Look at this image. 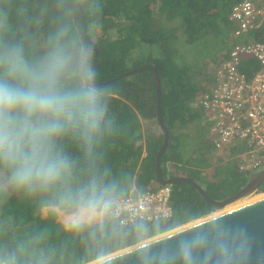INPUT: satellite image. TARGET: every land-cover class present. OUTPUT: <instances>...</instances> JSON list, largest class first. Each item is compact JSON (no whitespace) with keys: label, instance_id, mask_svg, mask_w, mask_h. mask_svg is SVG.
Segmentation results:
<instances>
[{"label":"trees","instance_id":"trees-1","mask_svg":"<svg viewBox=\"0 0 264 264\" xmlns=\"http://www.w3.org/2000/svg\"><path fill=\"white\" fill-rule=\"evenodd\" d=\"M236 1L0 0V40L5 45H22L25 55L34 58L43 54L49 36L59 28L70 32L78 29L86 41L87 35L94 43L96 72L102 83L128 69L151 64L159 74L162 116L169 132L168 146L161 155L163 175L191 178L209 197L218 200L237 192L251 174L238 171L233 163L214 159L206 137L200 149L204 163L183 154L185 138L208 135L196 100L205 82H209L210 73L206 66L192 69L183 63L176 42L179 31L190 43L214 36L227 50L231 43L228 15ZM80 9L85 15V31ZM223 57L221 53L218 59ZM107 84L115 94L111 101V131L94 146L91 156H85L70 139L64 141L63 147L75 163L73 184H82L94 174L103 176L106 184L114 186L116 198L132 189L142 191L158 185L155 155L163 133L156 116L152 70L134 72ZM211 167L212 178L201 175V168ZM258 189L264 191V181ZM55 202L52 194L29 195L11 187L0 189V248L11 250L19 243L31 242L30 247L38 254L42 252L47 264H84L216 208L193 186L174 184L173 215L169 220L120 225L114 219L105 222L108 231L94 224L76 233L58 219V210L66 214L65 209L48 206ZM40 206L47 207L44 214ZM141 224L147 228L143 237L138 228Z\"/></svg>","mask_w":264,"mask_h":264},{"label":"clouds","instance_id":"clouds-1","mask_svg":"<svg viewBox=\"0 0 264 264\" xmlns=\"http://www.w3.org/2000/svg\"><path fill=\"white\" fill-rule=\"evenodd\" d=\"M94 43L79 30L53 32L39 57L22 45L0 40V189L29 195L52 194L53 210L65 209L64 225L76 233L116 217L114 186L92 175L73 184L74 161L65 151L70 139L85 156L111 131V85L98 80ZM196 223L180 243L181 264H230L229 252L213 225ZM141 236L145 225H138ZM19 243L0 248V264H47L43 253ZM146 249L143 240L139 245Z\"/></svg>","mask_w":264,"mask_h":264},{"label":"built area","instance_id":"built-area-1","mask_svg":"<svg viewBox=\"0 0 264 264\" xmlns=\"http://www.w3.org/2000/svg\"><path fill=\"white\" fill-rule=\"evenodd\" d=\"M228 19L231 43L196 105L215 154L253 174L264 168V0L236 1ZM134 190L114 198L120 225L172 217V185Z\"/></svg>","mask_w":264,"mask_h":264},{"label":"water","instance_id":"water-1","mask_svg":"<svg viewBox=\"0 0 264 264\" xmlns=\"http://www.w3.org/2000/svg\"><path fill=\"white\" fill-rule=\"evenodd\" d=\"M76 5L79 6L77 2ZM82 17L83 30L85 31L86 20L83 12ZM86 38L90 40L87 35ZM94 49V65L97 68L95 46ZM145 69L153 71V82L156 90V116L163 133L162 143L155 155L156 182L160 185L189 184L195 188L204 200L210 202L216 208H223L252 193L261 192L258 187L264 181V168L251 174L245 185L222 200L212 199L200 184L186 176L164 177L161 167V155L168 146L169 132L162 116L158 72L151 64H144L119 73L103 83ZM205 221H209L207 225L214 226L217 236L226 246L230 255V264H264V196L216 214H209L195 222L191 221L189 223V221L184 223L186 224L184 226L182 224L181 227L178 226L162 232L161 235L158 234L159 236L156 235V237L144 241L148 245L146 249L140 248L141 242H139L136 245L127 246L84 264H181L178 254L180 243L193 235L192 231L189 230L193 224L204 223Z\"/></svg>","mask_w":264,"mask_h":264},{"label":"rangeland","instance_id":"rangeland-1","mask_svg":"<svg viewBox=\"0 0 264 264\" xmlns=\"http://www.w3.org/2000/svg\"><path fill=\"white\" fill-rule=\"evenodd\" d=\"M168 23H172V22H168ZM173 25H176V21L173 23ZM186 38L187 37H186L185 33H183L182 31H179L177 34V42L176 43H177V48H178V51L180 54L181 61L183 63H186L192 69H200V68H204V66H206L205 67L206 69L210 68V66L212 64H214L213 62L218 60L221 53L225 49V46L222 43L221 39L216 38L214 36H206V37H203V38H201L195 42H192V43L188 42ZM205 137L207 139L209 138L208 135H205L202 138L199 136H195V135L190 136L189 138L188 137L185 138L184 139V148H183V154H185V157L195 159L200 164L204 163L205 161L203 159H201L202 155H201L200 149L205 144V143H201L202 141H206ZM205 152H207V151H204V154H205ZM212 154L213 155H211V156H213L214 159H217L219 161L221 160V158L217 154H215L213 148H212ZM213 157H212V159H213ZM191 162H193V161L191 160ZM213 174H214V170L212 167L211 168H201V175H204V176L206 175L207 178H212ZM262 192H264V191L255 192V193H252L251 195L246 196V197L250 198V196L253 197L256 194H261ZM228 206L229 205H227L225 207H228ZM225 207L215 208L209 214L211 215L217 211L224 209ZM46 208H47L46 206H40L39 207V209L42 211V214H44V211ZM209 214L203 215L197 219L206 217ZM64 215L65 214L62 211L58 210V219L63 221V222H64ZM141 241H139V242H141ZM139 242H137V243H139Z\"/></svg>","mask_w":264,"mask_h":264},{"label":"bare ground","instance_id":"bare-ground-1","mask_svg":"<svg viewBox=\"0 0 264 264\" xmlns=\"http://www.w3.org/2000/svg\"><path fill=\"white\" fill-rule=\"evenodd\" d=\"M263 196H264V192H262L261 194H256V195L253 196V197L250 196V198L244 197V198H242V199H239V200H237V201L231 203V205L229 204L228 207H225L224 209H222V210H220V211H217V212H215V213H213V214H216V213H219V212H221V211H225V210H228V209H231V208H234V207L240 206V205H242V204H245V203H247V202L253 201V200L258 199V198H261V197H263ZM200 219H202V218H200ZM197 220H199V219L193 220L192 222H195V221H197ZM189 223H191V222H189ZM184 225H186V224H183L182 226H184ZM179 227H181V225H180ZM175 228H176V227H175ZM159 235H161V234H159ZM159 235L157 234V236H159ZM154 237H156V236H153V237H151V238L145 239V240H143V241H147V240L152 239V238H154ZM136 244H138V243H136ZM136 244H135V245H136Z\"/></svg>","mask_w":264,"mask_h":264},{"label":"crops","instance_id":"crops-1","mask_svg":"<svg viewBox=\"0 0 264 264\" xmlns=\"http://www.w3.org/2000/svg\"><path fill=\"white\" fill-rule=\"evenodd\" d=\"M60 216V215H59ZM97 225V224H96ZM97 227H100L101 229L108 231V225L105 223L102 227L98 224Z\"/></svg>","mask_w":264,"mask_h":264},{"label":"flooded vegetation","instance_id":"flooded-vegetation-1","mask_svg":"<svg viewBox=\"0 0 264 264\" xmlns=\"http://www.w3.org/2000/svg\"><path fill=\"white\" fill-rule=\"evenodd\" d=\"M232 195V194H231ZM228 196H230V195H228ZM227 197V196H226ZM225 198V197H224ZM223 199V198H222ZM222 199H218V200H222Z\"/></svg>","mask_w":264,"mask_h":264}]
</instances>
